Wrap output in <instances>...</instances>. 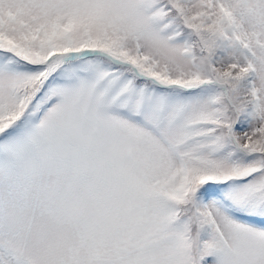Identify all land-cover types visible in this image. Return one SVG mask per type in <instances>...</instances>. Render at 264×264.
<instances>
[{
  "label": "snow or ice",
  "instance_id": "obj_1",
  "mask_svg": "<svg viewBox=\"0 0 264 264\" xmlns=\"http://www.w3.org/2000/svg\"><path fill=\"white\" fill-rule=\"evenodd\" d=\"M0 264H264V0H0Z\"/></svg>",
  "mask_w": 264,
  "mask_h": 264
}]
</instances>
